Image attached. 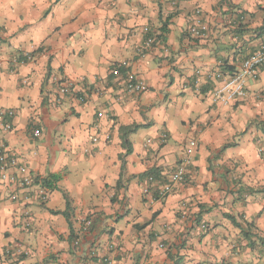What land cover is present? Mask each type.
Wrapping results in <instances>:
<instances>
[{
  "label": "crops",
  "instance_id": "crops-1",
  "mask_svg": "<svg viewBox=\"0 0 264 264\" xmlns=\"http://www.w3.org/2000/svg\"><path fill=\"white\" fill-rule=\"evenodd\" d=\"M171 2L0 0V140L31 179L0 185V264H264V67L212 101L264 42V0ZM126 72L147 91L125 92Z\"/></svg>",
  "mask_w": 264,
  "mask_h": 264
},
{
  "label": "built area",
  "instance_id": "built-area-1",
  "mask_svg": "<svg viewBox=\"0 0 264 264\" xmlns=\"http://www.w3.org/2000/svg\"><path fill=\"white\" fill-rule=\"evenodd\" d=\"M180 0H172L171 5L175 6ZM2 27L0 25V35L2 34ZM207 32V26L202 18L201 11L196 9L189 27V34L194 38L203 37ZM153 43L152 38L146 39L144 48H149ZM25 59H29V55H24ZM126 64H122L125 66ZM264 67V42L260 48L244 59L237 70V72L230 75L219 88L213 94L212 101L215 104L221 106H228L233 101L240 100L245 91V86L249 80H255L259 74L261 68ZM118 72V70H115ZM58 82V94L60 97L68 94L72 88L71 82H63L56 79ZM124 89L128 94H141L147 91V85L139 79L134 73L126 72L124 74ZM6 116L13 117V111L11 110H0V120ZM10 124L6 123L4 129L10 130ZM33 135L36 137L39 135V130H34ZM194 144L191 143V146ZM188 160H183L178 166L175 167L174 171L169 175V181L158 191L160 197H165L172 191L174 185L181 183L184 180L186 174V168ZM27 168L20 163L18 158L10 153L3 141L0 140V185H13L19 189H26L31 185V179L27 175ZM148 182L153 181V177L147 178ZM1 192V191H0ZM43 195V193H41ZM10 200L16 201V195H11ZM25 220L29 218V213H24ZM24 227H28L29 224L24 222ZM91 226L90 221H84L82 226V232H88ZM80 242L78 239L73 241V247L79 249ZM24 251L21 246L16 245L12 248H7L4 251V255L12 258H19L23 255Z\"/></svg>",
  "mask_w": 264,
  "mask_h": 264
},
{
  "label": "trees",
  "instance_id": "trees-1",
  "mask_svg": "<svg viewBox=\"0 0 264 264\" xmlns=\"http://www.w3.org/2000/svg\"><path fill=\"white\" fill-rule=\"evenodd\" d=\"M167 29V27H165V26H162L161 27V31L162 32H165V30ZM258 126H260V127H262V124H259ZM124 131H126V130H124ZM125 134H126V132H125ZM124 134V135H125ZM126 145L127 144H125V142H123V148L124 149H127V147H126ZM128 150H126L125 151V155L126 154H128ZM151 174V173H150ZM57 177H55V176H52V177H50V180H44L43 181V186L44 187H46V188H50V185H49V183L50 182H53V181H57ZM66 203H67V200H66ZM68 204V203H67ZM232 223L234 224V225H236L234 222H233V219H232ZM238 226V225H237ZM243 233V238H245V239H247V241H248V245H250V247L252 246L251 245V243H253L254 244V241H253V239H256L257 241H260V242H262L263 243V239L257 234V233H255V231L253 230V226L250 224V223H246V230H245V232H242ZM251 234H252V238L250 237L251 236ZM250 235V236H249ZM70 240H73V238H71ZM252 241V242H251Z\"/></svg>",
  "mask_w": 264,
  "mask_h": 264
}]
</instances>
